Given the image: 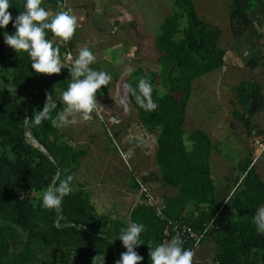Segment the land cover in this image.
Returning a JSON list of instances; mask_svg holds the SVG:
<instances>
[{"label":"trees","instance_id":"16d2710c","mask_svg":"<svg viewBox=\"0 0 264 264\" xmlns=\"http://www.w3.org/2000/svg\"><path fill=\"white\" fill-rule=\"evenodd\" d=\"M173 1L177 10L165 19L155 42L163 72L147 73L139 68L128 82L136 87L139 79L145 78L152 85L158 105L154 111L140 109L134 100L131 103L138 123L156 140L159 173L139 175L133 170L127 189L137 198L140 185L136 176H141L149 187L158 183L174 190L173 196L164 193L159 199L166 206V216L198 232L211 225L205 242L215 244V260L264 264V234L257 233L252 220L257 208L264 205V181L252 155L238 163L232 186L220 190L213 178L211 156L216 146L210 135L200 129L187 135L184 129L194 83L226 66V50L220 46L223 31L199 17L194 0ZM23 3L10 0L13 19L24 10ZM48 4L53 6V15L63 11L64 0H43L46 10ZM257 5L264 6V1L231 2L230 33L235 39L244 37L253 26L250 15ZM185 18L188 24L182 29ZM5 30L9 34L15 31L11 22ZM5 30H0V264H92L100 254L105 256V264H116L126 249L121 241H112L132 222L145 226L141 234L144 245L135 251L143 257L141 264H151L149 247L164 242L167 224L157 217L155 208L139 203L138 198L129 221L99 213L89 185L75 186V174L90 148L73 145L70 134H62L50 119L40 125L24 122L42 111L46 94L57 101L50 116L63 111L59 96L71 80L69 72L62 68L60 74H36L26 53L17 54L4 43ZM47 38L52 39V34ZM59 48L63 60L66 49ZM263 65L264 55L254 59L250 68L254 71ZM160 82L168 91L164 95L158 90ZM237 98L247 113L235 111L234 118L245 126L249 137L255 134L264 141V123L262 128L254 124L256 116L264 118V85L254 80L241 82ZM131 126L126 124L124 129ZM27 132L50 156L29 143ZM115 136L120 138L121 131ZM58 171L60 179L73 178L72 191L58 210L46 209L42 194Z\"/></svg>","mask_w":264,"mask_h":264},{"label":"rangeland","instance_id":"374dc122","mask_svg":"<svg viewBox=\"0 0 264 264\" xmlns=\"http://www.w3.org/2000/svg\"><path fill=\"white\" fill-rule=\"evenodd\" d=\"M82 1L83 0H81V2ZM91 1L95 2L98 0H88L86 4ZM100 1L105 5L107 3V0ZM217 1L216 5H219V7H215V10L218 12L216 23L225 31V36L221 39L220 46L229 49L232 37L228 27V17L230 19L231 11L230 3L227 2L228 0ZM132 5L137 4L135 3ZM163 5L164 6L160 8V12L157 15L158 20L159 16L162 18L177 10L173 3L172 5L163 3ZM204 15L206 16V14ZM200 18L205 19V21L207 20L204 17ZM187 24L188 22L185 18L182 21V29H184ZM145 30H148V36L143 38L144 43L141 44V46L145 47V51H143V53L137 52L134 59L125 62L123 67L120 68L122 70L119 72V74L121 73V83L122 81L125 83L127 77H129L130 72L125 74L126 70L129 68H131V70L142 68L147 73L155 72L161 74L163 72L162 66L159 63V54L154 44V38H156V34H161V29L160 27L157 29V27H151V25H149ZM117 38L122 39V44H125V46H123L124 48L119 52L118 57L125 50L135 52L136 47H139V44L133 47L132 39L135 40L134 36L130 39L131 43L125 41V37L122 33L118 34ZM261 52V55H264V48ZM105 53L106 56L113 54L117 57V52L113 49L107 48L105 49ZM116 60L113 62V67L121 62V60H119V62L116 63ZM229 61L231 62V60ZM100 62L97 61L96 65L99 64L101 70H109V68H107L108 64H104L102 67ZM245 63L246 62L243 61V67L239 69L228 67L225 71L222 69L221 71H217L196 81L187 108V118L184 126L187 135L194 130L200 129L210 135L213 144L216 146L211 156V164L213 178L220 190H224L228 185L232 186V180L238 174L235 168L238 166V163L244 160L249 154L252 155L253 161L257 165L258 171L264 181V141L257 140V136H254L255 134L249 137L245 126L234 118L235 111L244 114L247 113L245 107L237 98L240 83L254 80L264 85V65L252 71L250 67V70L247 68ZM114 70H116V68L111 69V71ZM112 86L115 88L110 87L112 91L110 93L111 96L110 99L104 103L105 106L99 105V103L97 104V107H99L98 109L103 113H108L106 110L110 112L116 110L114 107L117 102H115V100L118 94V83L117 85L113 83ZM158 90L162 95L168 92L162 82H160ZM178 97H180V95H178ZM129 108L130 111H117V113L121 115L120 117L124 124H132L131 129L133 133H138L139 135L146 133L145 128L138 123V113L136 110L132 109V106H129ZM77 123L78 127H76V124H70L61 128V132L64 135L70 134L67 132H71V128H74L75 131L77 129L78 131L73 133L74 139L72 144L82 149L90 148V154L83 160L80 170L75 174V186L84 182L89 185V189L92 191L93 195V202L99 213H109L114 217L129 221L131 210L137 204L136 195L129 193L127 189L128 181L132 176L131 173L133 170L134 173H139V175L144 172L159 173V168L155 159L153 160L154 156L146 152H139L137 155L138 158H136L135 162L131 165V171L123 164L121 155L115 147L113 139L106 130L96 125L90 126L87 121H83L80 118H78ZM263 123L264 118L262 114L255 117L254 124L257 127L262 128ZM68 129L70 131H68ZM68 136L70 137V135ZM155 141L156 140H154V142ZM152 142L153 140H151L150 144H152ZM188 145L191 147L190 143H188ZM150 187L152 193L155 194L158 199H161L164 193H175L174 190L162 188L158 183L151 184ZM215 253V244L212 241H207L202 245L198 257L201 260H213L215 258Z\"/></svg>","mask_w":264,"mask_h":264},{"label":"clouds","instance_id":"9594fccd","mask_svg":"<svg viewBox=\"0 0 264 264\" xmlns=\"http://www.w3.org/2000/svg\"><path fill=\"white\" fill-rule=\"evenodd\" d=\"M10 8V0H0V30H5L10 22L15 29L13 34L6 30L2 32L4 43L17 54L26 53L31 61V69L36 74L51 76L67 68L71 77L67 89L59 96V103L64 105L63 111L57 112L54 117L50 116L57 107V101L52 94H46L42 111L36 112L30 119H24V122L40 125L43 120L50 119L53 127L63 128L75 124L77 117L83 121L92 119L91 114L98 104L96 94L102 87L109 85L112 76L91 67L96 57L89 47H81L74 58L69 55L72 60L69 68L61 59L59 45L54 46V40L65 44L72 40L78 26L77 17L70 10L53 15L43 6V0H24V10L15 19L9 12ZM49 33L52 39L47 38ZM131 71L129 68L125 74ZM132 100L144 111H154L158 106L153 100L152 85L145 78H140L136 87L130 83L122 85L117 106L125 111ZM61 175L58 171L52 184L43 191L42 206L46 209L58 210L64 197L72 191L70 182L73 178L67 176L60 179ZM252 220L257 233L264 234V205L257 208ZM145 231V226L136 222L120 230L119 236L112 242L121 241L126 252L121 254L116 264H141L143 257L135 249L144 245L141 234ZM183 245L184 241L177 234L166 242L149 247L151 264H193L194 252ZM92 264H105V256H95Z\"/></svg>","mask_w":264,"mask_h":264},{"label":"crops","instance_id":"0c3cea01","mask_svg":"<svg viewBox=\"0 0 264 264\" xmlns=\"http://www.w3.org/2000/svg\"><path fill=\"white\" fill-rule=\"evenodd\" d=\"M45 1V0H44ZM136 0V1H130V0H107L106 5L102 4L103 2L98 1H91L88 2V0H69V7L71 14L75 15L77 17L78 26L77 30L73 37V48L72 51L74 53V56L78 54V50L81 47L87 46L91 49V51L94 53L96 57V61L94 64L91 65V67L98 71H103L99 67V64L96 65V62H100V65L103 67L104 64H108L107 69L104 72H107L112 76V80L110 81L108 86L102 87L96 94L97 101L99 105H104L111 96V89L115 88L112 86L113 83L117 85L118 83V94L117 99L115 100L116 105L114 107L113 111H107L108 113H112L113 115H119L117 113L118 110H123L118 104V95L120 96L122 85L124 84L120 82L121 79V72L122 70L120 68L123 67L125 62L131 61V59H134L136 56V53H143L145 51V47L141 46L142 43H144L143 38L148 36V30H145L146 27H157V29H161V26L165 19L172 14H168L166 16H163L159 20L157 19V15L160 12V8H162L163 3L168 5H174V1L172 0ZM233 0H228L227 2L231 4ZM217 0H194V5L196 8V11L199 15V17L206 18L207 22L213 24L216 27H219L216 23L218 18V12L215 10V7H219V5H216ZM137 5H132V4ZM90 5V6H89ZM48 11L50 13H53V6L48 4ZM254 11V12H253ZM252 11L250 18L253 21V26L248 30V32L245 34V38H239L235 39L233 36L231 37V43L230 48H224L226 50V56H225V64L224 71L228 67H232L234 69H239L243 67V61L246 62L247 68L250 70V65L254 59H258L262 57L261 50L264 48V6L257 5L255 9ZM157 13V14H156ZM206 14V16L204 15ZM228 17V16H227ZM205 20V19H204ZM229 21V29H230V19L228 17ZM226 26V25H225ZM220 28V27H219ZM223 31L222 38L225 36V31L223 28H220ZM122 33L125 37V41H130L131 37L134 36L135 40L132 39L133 47H136V51H124L122 54L119 55V52L124 48L125 44L123 45V40L120 38H117V35ZM230 33V31H229ZM159 35L156 34V38H154L155 42ZM221 41V40H220ZM54 42H58V40H54ZM154 42V44H155ZM127 44V43H126ZM137 44V45H136ZM59 45V44H58ZM251 45V46H248ZM113 49L115 52H117L118 59L116 60V55H110L106 56L105 49ZM132 48V45H131ZM156 48V46H155ZM261 52V53H260ZM65 55V53H64ZM116 60V63L121 60V62L116 66L113 67V62ZM231 60V62L229 61ZM64 62V57L63 60ZM112 68H116V70L111 71ZM137 70V69H136ZM132 70L130 72L129 77H127L126 82L128 83L130 81V76L132 72L136 71ZM113 72V73H111ZM120 86V87H119ZM116 87V88H117ZM101 103V104H100ZM105 106V105H104ZM132 106V103L129 105ZM99 108V107H98ZM104 109V108H103ZM133 109V107H132ZM105 110V109H104ZM130 111V108L128 107L127 110ZM132 111V110H131ZM77 117V122H78ZM76 124V127H78V123ZM88 125H96L100 126L98 122L92 123L90 120L87 121ZM124 124V122H123ZM130 124V123H128ZM125 126V124H124ZM124 126L119 130L121 131V136H125L127 133L132 131L131 127L128 129H124ZM98 127V128H99ZM103 128V127H102ZM70 136L72 139H74L73 133L78 131L76 129L71 128ZM68 129V131H70ZM99 135V134H98ZM151 140H153L151 146L147 150L146 153L151 154L153 157V160L155 159V154L157 150V143L154 142L155 139L151 137ZM135 162V161H134ZM89 187V186H88ZM130 193V192H129ZM175 194V193H174ZM174 194L170 193L169 195L173 196ZM163 198V196H162ZM201 260V259H200ZM214 260V259H213ZM213 260H202V261H213Z\"/></svg>","mask_w":264,"mask_h":264},{"label":"built area","instance_id":"2783aa9c","mask_svg":"<svg viewBox=\"0 0 264 264\" xmlns=\"http://www.w3.org/2000/svg\"><path fill=\"white\" fill-rule=\"evenodd\" d=\"M63 10H69V0H64ZM58 44L59 46L66 49L64 63L70 68L72 60L69 59V55H71L73 58L75 57L72 51L73 47L71 45V41L66 44L59 41ZM64 69L68 70L67 68ZM91 116V122L97 121L105 126L107 132L112 137L114 145L120 153L123 162L132 171L131 162L133 158L137 156L139 152H147L151 145V137L146 133L139 135L138 133H133V131H130L125 136H120V138H117L115 136L116 132L117 130L121 129L123 124V120L120 116L103 113L98 109V107L91 114ZM257 140L261 141L260 138H257ZM136 181L140 185L139 193L137 194L139 203L145 202L146 204L155 208L157 217L167 224V230L164 232V242L179 234L184 241L183 247L186 249H191L195 254L193 257V264H223L219 260L214 259L213 261L207 262L200 260L198 257V253L208 237L211 225L207 224L203 231L198 232L186 225L169 219L165 213L166 206L152 194L149 185L141 181V176H136Z\"/></svg>","mask_w":264,"mask_h":264},{"label":"water","instance_id":"95a60500","mask_svg":"<svg viewBox=\"0 0 264 264\" xmlns=\"http://www.w3.org/2000/svg\"><path fill=\"white\" fill-rule=\"evenodd\" d=\"M27 136L29 138V143L33 144L35 147H37L39 150H41L43 153H45L46 155L50 156L49 153L47 152V150L40 146L35 139L33 138V136L30 134V132H27ZM255 164V163H254ZM56 166L58 167V165L56 164Z\"/></svg>","mask_w":264,"mask_h":264}]
</instances>
